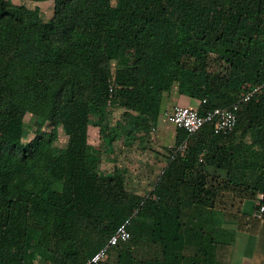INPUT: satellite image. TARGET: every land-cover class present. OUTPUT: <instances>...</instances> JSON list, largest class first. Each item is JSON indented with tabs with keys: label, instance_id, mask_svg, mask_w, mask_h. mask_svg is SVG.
I'll use <instances>...</instances> for the list:
<instances>
[{
	"label": "trees",
	"instance_id": "1",
	"mask_svg": "<svg viewBox=\"0 0 264 264\" xmlns=\"http://www.w3.org/2000/svg\"><path fill=\"white\" fill-rule=\"evenodd\" d=\"M53 1L54 15L43 21L40 6L0 0V264H82L135 211L131 238L111 247L104 264H126L135 249L150 258L141 264H226L223 244L200 219L227 202L240 212L264 192V89L231 134L208 125L184 155L170 151L156 198L129 192L124 169L102 165L118 140L130 145L126 137L158 124L174 87L204 113L264 84V0ZM120 108L125 126L113 122ZM27 114L36 117L30 141ZM91 126L101 146L90 143ZM60 127L65 148L55 145ZM242 131L249 139L235 153L227 144ZM186 138L177 128L175 146ZM241 145L246 171L237 176ZM219 171L226 173L213 175ZM84 221L103 226L105 241L91 250L93 239L75 227ZM187 241L201 246L174 262L165 257ZM160 242L161 256L150 254Z\"/></svg>",
	"mask_w": 264,
	"mask_h": 264
},
{
	"label": "rangeland",
	"instance_id": "2",
	"mask_svg": "<svg viewBox=\"0 0 264 264\" xmlns=\"http://www.w3.org/2000/svg\"><path fill=\"white\" fill-rule=\"evenodd\" d=\"M15 4H24L32 8L34 6H40L42 9L41 17L43 21L50 20L54 15V1L46 2H33L31 0H11ZM116 63H113L112 70L115 72ZM215 64V61L212 62V65ZM176 90L177 88L174 87ZM176 105H171L167 107L166 112L171 110ZM165 115V113H163ZM165 117V116H163ZM113 122H120L125 126L124 119V110L117 109L113 113ZM25 130H24V140L30 141L33 138L32 127L36 121V117L32 114H27L25 116ZM176 131L177 128L169 123L168 121L161 120L157 125H151L147 131H142L139 134L133 137H126L132 144L126 145L122 140H118L115 145V152L112 154L104 155V162L102 165L103 171L114 168L118 166L124 169L125 171V186L129 192L136 193L139 195H147L159 180L160 176L166 169L170 161V151L176 145ZM69 137L65 133L62 127L59 128V137L55 142V145L60 148H65L68 144ZM249 139V137H248ZM125 141V140H124ZM90 143L96 146H101L100 130L96 126H91L90 134ZM102 148V147H101ZM115 165H114V164ZM114 165V166H113ZM227 202L224 206H229ZM255 201L246 200L241 206V215L234 214H218L216 216V223L219 227V232L222 236V233H227L233 236L236 240V236L239 232L245 231L247 234L251 235L255 240L261 239V242H264V220H257L252 217V213L255 209ZM192 210V209H191ZM198 217V216H197ZM196 217L192 216V221ZM245 220L241 222V220ZM191 221V222H192ZM76 229L78 231V237L86 236L87 238L93 239L88 245L91 248L98 245L99 242L105 241V237H102L100 230L103 226H99L95 223L84 221L76 223ZM218 236V239L222 237ZM240 236V235H239ZM242 240L246 239V236L241 237ZM99 242H98V241ZM159 240V239H158ZM253 243L250 242L251 246ZM254 245V244H253ZM158 246V247H157ZM154 246L150 254L155 250H159L158 253L155 252L156 256H161V251L163 249V244L160 242ZM139 249H147L146 247H140ZM256 247V244H255ZM237 249V247H236ZM132 253V256L135 258L128 259L129 264H141L142 259L149 258L147 255H143L146 258H143L142 255L138 254V249H135ZM259 252L264 254V243L259 248ZM150 259V258H149ZM128 262L126 264H128ZM132 262V263H131ZM44 264V263H43Z\"/></svg>",
	"mask_w": 264,
	"mask_h": 264
},
{
	"label": "built area",
	"instance_id": "3",
	"mask_svg": "<svg viewBox=\"0 0 264 264\" xmlns=\"http://www.w3.org/2000/svg\"><path fill=\"white\" fill-rule=\"evenodd\" d=\"M114 89L115 84L112 82L110 84L111 94L114 92ZM263 89L264 84H257L254 86L248 85V89L244 90L240 94L238 100L232 105L209 109L204 113H201L196 108L183 105H176L171 108V110L166 112L167 121L173 124L176 128L184 129L188 136L186 140L173 148L171 158L173 159L179 154L184 155L189 146V138L200 132L205 126L210 125L215 135H228L234 132L238 125L239 114L242 111L243 106L250 101L258 100L263 93ZM151 191L147 196H153ZM153 198H156V196H153ZM255 203L252 217L257 220H263L264 192H259L257 194ZM136 215L137 211L134 212L132 217L128 218L118 227L116 232L108 238L106 244L99 251L89 257L82 264H104L108 258V253L111 247L116 246L120 242H126L131 238L129 226Z\"/></svg>",
	"mask_w": 264,
	"mask_h": 264
},
{
	"label": "crops",
	"instance_id": "4",
	"mask_svg": "<svg viewBox=\"0 0 264 264\" xmlns=\"http://www.w3.org/2000/svg\"><path fill=\"white\" fill-rule=\"evenodd\" d=\"M171 105H183V106H188V107L197 109L200 106V101L197 99L187 97L185 95H180L178 92V89H176V90L173 89L172 92L170 94L166 95L163 99L162 112L160 114L158 123L161 120H163L165 122L167 121L166 109H167V107H169ZM163 113H165V115H163ZM163 116H165V117H163ZM241 134L244 135L243 131L236 133V138L232 142L227 144L228 146L234 147L235 153L240 151L239 150L240 149V144H239L240 140L244 141L245 139L246 140L248 139V137H246V138L241 137L242 136ZM245 151H246V149L244 148V146H242L241 164L238 165V166H240V168L239 169L237 168L236 171L238 173H235L237 176L238 175L243 176L245 174V171H246V166L244 165L245 158H246ZM247 157H249V155H247ZM242 162H243V164H242ZM225 173H226L225 171H219V172L213 173V175L216 177H219V176L223 177V175ZM214 176H211L210 179H212ZM236 208H237L236 206L226 207L224 205H218L212 209L206 208L204 210L205 215L203 217H201L200 221L202 222V225H206V228L208 230L213 231L216 242L223 244L221 247L218 248V253L219 252L220 253L226 252L225 255L223 256L224 260H227V262H225L226 264H264V254L259 252L260 246H262V244L264 243L263 241L261 242V239L255 240V238H253L251 235L247 234V232H245V231L239 232L236 236L235 241H233L234 237L227 234V233H222V236H221V234L219 232V227L217 226V223H216V216L218 214H227V213L234 214V215H241L242 211L240 210V212H238V210ZM192 211H194V209H192ZM243 221H245V220L244 219L241 220V222H243ZM263 225H264V221H263ZM219 234L222 237L221 239H218ZM242 236H246V239L242 240L241 239ZM252 241H253L252 245L249 246L250 242H252ZM255 244H256V247H255ZM199 245H200L199 241H193V242L187 241L185 247H183V250H181V249L174 250V251L170 250V251L166 252L165 257L167 256L169 261L174 262L175 255L177 257V255L181 256L182 254L183 255L184 254H186V255L191 254V253L197 251ZM145 247L147 248L148 246H145ZM236 247H237V249H236ZM159 253H160V251H159Z\"/></svg>",
	"mask_w": 264,
	"mask_h": 264
}]
</instances>
